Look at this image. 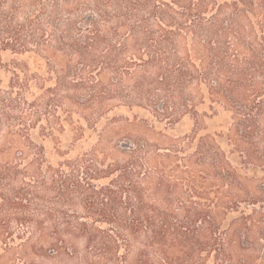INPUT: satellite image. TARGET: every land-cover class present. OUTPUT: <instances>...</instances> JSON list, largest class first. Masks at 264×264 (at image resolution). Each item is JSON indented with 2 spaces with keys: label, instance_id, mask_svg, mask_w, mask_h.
<instances>
[{
  "label": "trees",
  "instance_id": "1",
  "mask_svg": "<svg viewBox=\"0 0 264 264\" xmlns=\"http://www.w3.org/2000/svg\"><path fill=\"white\" fill-rule=\"evenodd\" d=\"M122 108L164 128L114 143ZM104 122L70 158L59 135ZM243 203L264 207V0H0V264H254Z\"/></svg>",
  "mask_w": 264,
  "mask_h": 264
},
{
  "label": "rangeland",
  "instance_id": "2",
  "mask_svg": "<svg viewBox=\"0 0 264 264\" xmlns=\"http://www.w3.org/2000/svg\"><path fill=\"white\" fill-rule=\"evenodd\" d=\"M5 61L9 62L12 59H18L20 61H24L29 63L30 67L33 70H36L38 67L42 66V69H45L46 64L45 61L37 58L34 55H27V56H13V55H6ZM117 116V120L112 124H109L108 128L105 130L106 132L102 133V135H107L108 140L114 141V143L117 144H126V143H133V140L135 139H141V137H148V139L155 140L157 138V135L152 132L154 131L155 126L158 127V130L161 128H164L163 125L160 126V124H156V122L153 117L146 111H143L139 108H134L133 110L130 108H122L121 110H118L114 114ZM226 121L227 116L224 114H221L219 117H217L214 120H207L208 126L211 128L212 131L215 130H226ZM106 122L101 123L99 125L98 130H90L88 127L86 129V136L83 137V139L80 142L75 143V147H73L74 143V135L72 132L67 131L63 135H59L60 138L63 140V146L66 149L72 148L74 149L69 156L70 158L76 157L78 154H83L86 151L90 150L93 146H95L98 141L100 140L101 128L104 127ZM152 124V125H151ZM153 126V127H152ZM166 127V126H165ZM193 127V122L187 118L183 122H181L177 127L174 129L168 128L169 135H185L187 134ZM156 131V130H155ZM36 140L38 143H44L48 145L49 149H53L55 146L54 143L50 142V140L43 141L42 138L36 137ZM112 145V144H111ZM116 156V154H115ZM118 156V155H117ZM121 157V156H120ZM253 209H257L259 212H264V207L261 205H258L256 207L248 206L246 204H241V210H246L248 212H251ZM241 213H235L231 214L228 219L223 224L225 229H228L231 227L232 222L235 218L239 217ZM231 224V225H230ZM241 242H245V247L250 249V256L252 262L254 264H262L264 260V237L261 235H254L250 239L248 237L243 238L241 237ZM240 249L236 247L234 251L237 253ZM262 260V261H261Z\"/></svg>",
  "mask_w": 264,
  "mask_h": 264
}]
</instances>
